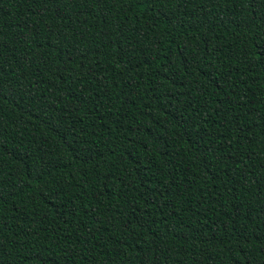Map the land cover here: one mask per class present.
<instances>
[{
  "label": "trees",
  "instance_id": "trees-1",
  "mask_svg": "<svg viewBox=\"0 0 264 264\" xmlns=\"http://www.w3.org/2000/svg\"><path fill=\"white\" fill-rule=\"evenodd\" d=\"M0 264H264V0H0Z\"/></svg>",
  "mask_w": 264,
  "mask_h": 264
}]
</instances>
